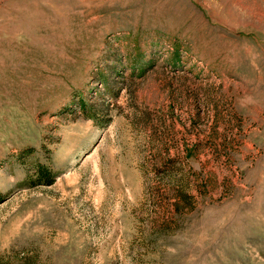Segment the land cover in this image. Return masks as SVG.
<instances>
[{"label":"rangeland","instance_id":"obj_1","mask_svg":"<svg viewBox=\"0 0 264 264\" xmlns=\"http://www.w3.org/2000/svg\"><path fill=\"white\" fill-rule=\"evenodd\" d=\"M0 264H264V0H0Z\"/></svg>","mask_w":264,"mask_h":264},{"label":"trees","instance_id":"obj_2","mask_svg":"<svg viewBox=\"0 0 264 264\" xmlns=\"http://www.w3.org/2000/svg\"><path fill=\"white\" fill-rule=\"evenodd\" d=\"M39 171H40L39 174L41 177L47 178V181H46L47 185H50L53 183L52 176L49 172H47L44 168H39Z\"/></svg>","mask_w":264,"mask_h":264}]
</instances>
